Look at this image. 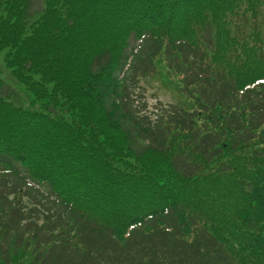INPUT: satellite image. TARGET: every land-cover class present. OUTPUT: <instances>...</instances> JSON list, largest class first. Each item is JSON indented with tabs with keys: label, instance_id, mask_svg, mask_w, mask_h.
Listing matches in <instances>:
<instances>
[{
	"label": "trees",
	"instance_id": "16d2710c",
	"mask_svg": "<svg viewBox=\"0 0 264 264\" xmlns=\"http://www.w3.org/2000/svg\"><path fill=\"white\" fill-rule=\"evenodd\" d=\"M0 58V264H264V0H0Z\"/></svg>",
	"mask_w": 264,
	"mask_h": 264
},
{
	"label": "rangeland",
	"instance_id": "374dc122",
	"mask_svg": "<svg viewBox=\"0 0 264 264\" xmlns=\"http://www.w3.org/2000/svg\"><path fill=\"white\" fill-rule=\"evenodd\" d=\"M3 67L2 64V58H0V70ZM167 69L164 67L160 70V74L153 77L152 79H148L147 81L143 82V85L145 86L147 93H146V97H147V101L149 103V106L152 109H156L159 108L160 105H169V104H176V105H187L188 104V100L185 96H183V94L180 91V88L175 84V81L170 80L167 77ZM161 103V104H159ZM112 135V133H111ZM90 139L95 140L94 136H91ZM118 144L121 145V142H118ZM118 145L113 142V143H108L106 144L105 148L108 150H112V148H117ZM85 159H94V156L91 155H85ZM74 165H69L68 169L70 167H72ZM104 169L105 172L107 173V175H109L110 173V166L106 163H104ZM97 170H99L97 168ZM109 170V173H108ZM69 173L71 175H73V173L69 170ZM78 174V173H77ZM76 174V175H77ZM80 175V172H79ZM107 184V183H106ZM107 187V193H109V184L106 185ZM77 188H79V185L77 186ZM83 188L80 185V188L77 192L79 191H83ZM72 190H69L67 194H71ZM106 193V194H107ZM113 193V190L111 191V194ZM76 195V193H74ZM73 194V195H74ZM193 197L198 199L199 202H201L203 205L206 206L205 212L208 214V211L214 214H217V216H222L223 214L220 212H217L215 208H213L211 206V204L209 203V201L207 200V198H212L216 201L222 200L221 196L223 195V193L219 194L218 192L212 190L211 188L205 187L204 189H201L198 193L196 191H194L192 193ZM79 198L82 201V194L78 193V195H76L75 198ZM73 198V197H72ZM90 198H93V196L91 195ZM74 199V198H73ZM211 199V203L216 205V201ZM81 204H83L81 202ZM92 205V204H91ZM118 206L114 205L111 208H109L107 210L106 213L103 212V216H106L107 214H110L111 212H113L112 209H117ZM26 258H28V256H24L23 257V261H25L24 264H28V262L26 261Z\"/></svg>",
	"mask_w": 264,
	"mask_h": 264
}]
</instances>
